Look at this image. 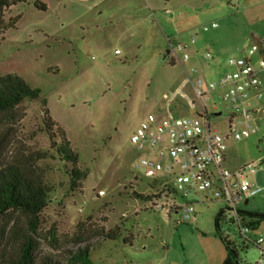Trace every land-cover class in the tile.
<instances>
[{"label":"rangeland","instance_id":"374dc122","mask_svg":"<svg viewBox=\"0 0 264 264\" xmlns=\"http://www.w3.org/2000/svg\"><path fill=\"white\" fill-rule=\"evenodd\" d=\"M26 1L7 14L22 17L0 41V76L18 75L42 91L56 124L54 132L57 128L65 132L71 148L80 156L79 168L89 171L81 192L70 193L66 163L51 151V141L44 131L42 104L25 102L21 118L5 132L0 157L8 159L20 150H49L54 154V159L40 162L48 182L56 189L42 216V236L52 226L61 238L72 236L80 222L89 231L120 226L123 237L132 236L127 244L122 239L93 236L88 241L95 244L90 252L91 264H156L157 260L164 261L169 240L182 249L181 236L187 247L190 243L193 250L201 251L208 242L206 237L202 243L197 240L202 231L216 237L224 250L215 219L225 204H202L196 196L191 197L198 202L196 217L201 224L196 227L179 223L180 213L170 219L165 212L151 210L149 201L133 195L147 196L149 180L135 168L139 153L131 137L149 114L165 116L168 105L172 115L179 117L191 115L190 102L200 111L193 87L180 63L173 60V53L164 60L171 50L166 38L173 45L183 43L181 34L188 39H205L212 31L204 33L202 28L219 25V16H238L240 0H153L151 10L147 3L151 0H42L46 12L34 7L35 0ZM238 17L254 24L263 19L264 7L248 9ZM245 21L251 44L254 41L249 33L256 30ZM263 25L256 24V29ZM246 41L231 55L242 56ZM177 54L182 58V52ZM197 67L210 81L211 61ZM192 80L197 81V76ZM219 109L223 114L215 122L220 127L227 112ZM235 144L233 139L228 142L229 161L242 162L264 152L253 145L239 149ZM136 175L141 176L139 181L134 180ZM262 190L244 206L247 213L257 210L264 214V187ZM226 231L232 229L221 220L220 233ZM259 234H264V221L250 237ZM227 240L235 243L240 264H259L257 247L250 245L246 250L238 238L229 236ZM78 246L69 243L52 248L43 240L38 258L67 264V252L76 251Z\"/></svg>","mask_w":264,"mask_h":264},{"label":"built area","instance_id":"2783aa9c","mask_svg":"<svg viewBox=\"0 0 264 264\" xmlns=\"http://www.w3.org/2000/svg\"><path fill=\"white\" fill-rule=\"evenodd\" d=\"M218 26L212 23L202 30L207 32ZM170 49L174 61L181 63L177 51L183 53L184 61L190 59L181 44L172 45ZM260 52L257 44L245 56L230 58L228 65L233 70L215 81H208L201 69L193 67L190 73L197 76V81L186 73L187 82L193 87L200 111L190 102L189 111L194 114L179 117L172 115L168 105L165 116L149 114L140 123L131 143L139 153L135 168L149 180L146 194L151 210L165 212L170 219L180 213L179 223H192L198 202L191 197L196 196L202 204L221 202L225 204L221 220L232 229L222 236L238 238L244 248L257 247L263 257L264 234L254 239L250 237L251 227L244 209V203L261 191L249 179L259 163L248 164L234 172L223 166L228 140L240 142L258 131L248 115L253 99L264 97L263 83L252 63V58ZM204 57L210 59L211 55L207 53ZM217 90H221L220 102L213 101V93ZM220 107L226 110L227 116L219 127L215 121L223 114ZM140 179L139 175L134 177L135 181ZM259 264H263L262 258Z\"/></svg>","mask_w":264,"mask_h":264},{"label":"trees","instance_id":"16d2710c","mask_svg":"<svg viewBox=\"0 0 264 264\" xmlns=\"http://www.w3.org/2000/svg\"><path fill=\"white\" fill-rule=\"evenodd\" d=\"M26 2L0 0V41L4 40L8 30L16 28L22 17L20 14L7 17V14ZM34 7L42 12L48 10L42 0H35ZM258 44L264 56V42L258 41ZM27 101H39L42 104L44 131L51 141V151L66 163L69 192H81L82 183L88 177L89 171L79 168L80 156L71 148L65 132L60 128L54 132L56 124L49 115L47 101L42 97V91L33 88L15 74L0 76V154L7 137L5 132L11 130L21 118L22 106ZM51 151L20 150L8 159L0 157V264H61L52 258L39 260L38 252L43 240L48 241L52 248L69 243L79 245L76 251L67 252V264H91L90 252L95 244L92 245L88 241L93 236L110 241L122 239L126 244L132 242V236L123 237L120 226L108 230L100 227L89 231L84 222L77 225V230L72 236L61 238L55 226L48 230L46 236H42L44 224L42 216L49 207L56 189L48 182L47 171L40 166V162L54 159ZM68 165L71 168H68ZM133 195L142 200H149L148 196L136 192ZM246 214L251 232L255 233L264 221V214L259 212ZM221 216L222 211L215 219V230L226 254L223 264H240L235 243L229 242L220 233Z\"/></svg>","mask_w":264,"mask_h":264},{"label":"crops","instance_id":"0c3cea01","mask_svg":"<svg viewBox=\"0 0 264 264\" xmlns=\"http://www.w3.org/2000/svg\"><path fill=\"white\" fill-rule=\"evenodd\" d=\"M147 3L149 9L151 10L155 2L151 0L148 1ZM254 7L263 9L264 0H240L238 16H241L242 14H244L245 11ZM238 16H230V15L223 17L219 16L220 19L219 26L217 28H211L209 31H212V33L203 40L195 39V42H192L193 39L192 37L188 39L184 34L179 35V39H181L183 43L178 42L176 45L181 44L185 48V52L188 53L190 56V59L188 61H184L181 58V63H180L183 69V73L186 76V80H187L186 73L190 74L191 78L196 76V75L192 76V74L190 73V70L193 67H197L198 64L203 62L208 63L209 61H211L213 66V71H211V73L209 74L210 80L212 81L218 80L219 78H221L222 76L233 70V68L228 65V59L232 57H236L231 55L233 50H235V48L243 45L245 40H247L246 41L247 45H245L242 53L243 54L242 56H245L248 50L251 49L252 46L258 44V41L264 42V25L262 28L256 29L257 28L256 24L258 23L264 24V17L260 21L251 24L247 20L246 21L248 23L242 17H238ZM214 20L215 19H212V22ZM244 21L245 23H247L248 26L255 27L254 30L256 31L252 30L251 33H249L251 36V40H253L254 43L249 44L250 38H248L247 36L248 33H246L245 31L246 24H244ZM189 28H191V25L188 26V29ZM242 38L244 39V41H242L243 40ZM166 40L170 44V48H171L173 44L170 43V39L166 38ZM207 53L211 55L210 59H205L204 56ZM252 63L257 69L258 77L263 83L262 90L264 91V56L261 54V52L260 54H256L252 58ZM202 71L205 77L206 74L204 70ZM220 98H221V90H217L216 92L213 93V101L220 102ZM248 118L253 122V124L257 126L258 131L247 139H244L240 142L235 141L236 144L234 145V147L237 148L239 147V149L240 148L245 149L248 146L253 145L258 147V149L261 148L264 149V97L260 100L253 99L252 109L250 111V114L248 115ZM229 150L230 147L228 145V149L225 155V161L223 164L224 168L229 171L234 172L246 166L247 164L259 163V168L254 174L249 176V179L252 184H254L255 186L261 189L259 193L261 194L263 191L262 188L264 187V152L260 155L256 154L251 159H246L242 162H235L233 160L232 161L228 160L227 153ZM249 202L250 199L244 203V206H248ZM250 211L259 212L257 210H250ZM200 224L201 222L197 219V217L192 222V225L196 227L199 226ZM181 229H179L180 233H181ZM211 235H212L211 233L207 234L202 231V233H200L196 237L197 240L200 241L201 243L205 239V237L206 239H208L207 240L208 242L206 244H203L204 246L201 251L193 250L192 249L193 244L191 245L190 243L187 247L186 245L187 243L183 241L182 236L180 237V241L182 242L181 245L182 249L180 248V250L175 242H171L169 240V243L166 246V256L164 261L157 260L156 264H223L226 254L218 244L217 238L214 236L212 237ZM248 247H246V250H248ZM262 247L264 249V244ZM261 258L264 264V256L263 257L261 256Z\"/></svg>","mask_w":264,"mask_h":264},{"label":"water","instance_id":"95a60500","mask_svg":"<svg viewBox=\"0 0 264 264\" xmlns=\"http://www.w3.org/2000/svg\"><path fill=\"white\" fill-rule=\"evenodd\" d=\"M171 54V50H168L164 55V60ZM191 114H194V111H191Z\"/></svg>","mask_w":264,"mask_h":264}]
</instances>
